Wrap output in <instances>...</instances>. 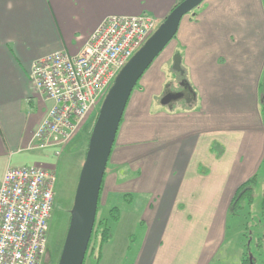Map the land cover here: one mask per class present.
<instances>
[{"label":"crops","instance_id":"crops-1","mask_svg":"<svg viewBox=\"0 0 264 264\" xmlns=\"http://www.w3.org/2000/svg\"><path fill=\"white\" fill-rule=\"evenodd\" d=\"M179 1L0 0V181L7 168L40 164L32 138L51 103L32 89L31 63L58 51L77 54L106 17L163 21ZM172 43L170 65L160 59L170 70L155 79L157 108L139 86L104 173L107 194L131 195L128 204L147 197L130 264H211L232 199L264 162V0H204L182 18ZM174 53L179 71L171 68ZM183 92L161 105L166 94Z\"/></svg>","mask_w":264,"mask_h":264},{"label":"built area","instance_id":"built-area-1","mask_svg":"<svg viewBox=\"0 0 264 264\" xmlns=\"http://www.w3.org/2000/svg\"><path fill=\"white\" fill-rule=\"evenodd\" d=\"M146 15L109 16L77 54L58 51L33 61L32 89L50 101L32 149L65 147L97 110L118 72L160 26ZM54 170L7 168L0 181V264H42L54 203Z\"/></svg>","mask_w":264,"mask_h":264},{"label":"rangeland","instance_id":"rangeland-1","mask_svg":"<svg viewBox=\"0 0 264 264\" xmlns=\"http://www.w3.org/2000/svg\"><path fill=\"white\" fill-rule=\"evenodd\" d=\"M162 22L160 21V23ZM172 42L173 39L137 82L127 105L138 101L135 91L142 85V88H145L144 100L147 99L150 104H153L157 108L155 104H159V99L155 95L157 84L155 83V79L158 73L167 74L164 68H167L170 64L166 59H168L167 56L170 55V52H173L175 49ZM161 58L162 60L165 58L164 60L168 63L164 68H162ZM167 69L170 70L169 67ZM100 106L101 104L87 118L85 124L74 138L60 150L59 156H55V152L58 150L56 148L37 150L34 155L39 157L40 164L37 165L35 164L37 162H33L28 165L29 167L37 165L45 169L54 170L55 175L54 203L47 237L48 252L42 264H57L58 262L68 228L79 173L85 159L88 142ZM146 123V127H150L146 131H148L149 135H152L155 122H153L152 118H149V121ZM262 123L264 127V122L262 121ZM37 157L35 158L36 161H38ZM262 164L257 172V179L252 184L251 196H246L240 202V209L235 215L228 214L225 236L221 248L211 264H238L237 262L240 260L245 246L249 247V253L252 254L255 261L254 264H264V210L262 205L264 198V162ZM151 165H153V159L151 160ZM107 170L106 174L108 176L111 167L108 168L107 166ZM107 176L103 177L101 184L96 221L107 218L109 210L114 207L119 209L120 218L117 223L111 226V237L113 236L114 242L110 243L107 249H103L105 254L101 264H130L134 258L135 248L137 245L139 246L143 237L142 232L146 227L144 224H140L137 218L142 214L147 197L133 196L132 202L128 204L122 200L121 196L107 194L105 181ZM141 216L140 218H143ZM96 246L97 238L95 236L89 248L90 253H88L83 264L95 263L96 251L92 253L91 249ZM127 246H130L129 249H126Z\"/></svg>","mask_w":264,"mask_h":264},{"label":"water","instance_id":"water-1","mask_svg":"<svg viewBox=\"0 0 264 264\" xmlns=\"http://www.w3.org/2000/svg\"><path fill=\"white\" fill-rule=\"evenodd\" d=\"M203 1L182 0L178 3L113 80L92 128L57 264H83L96 218L102 180L129 98L149 66L175 37L182 18ZM172 70H180L178 54L173 57ZM180 96H164L160 103L166 106ZM248 259L249 264H253L251 254Z\"/></svg>","mask_w":264,"mask_h":264},{"label":"trees","instance_id":"trees-1","mask_svg":"<svg viewBox=\"0 0 264 264\" xmlns=\"http://www.w3.org/2000/svg\"><path fill=\"white\" fill-rule=\"evenodd\" d=\"M259 90H261V94L264 95V77L261 79V81L259 83ZM259 112H260L261 119L264 122V97L262 99V104L259 107ZM255 180H256V176L249 179L245 183H243V185H241V187L238 189L237 193L235 194V196L232 199L231 204L229 206V213L230 214L235 215L237 213V211L240 209V207H239L240 202L243 201V199L246 196H249V197L251 196L252 184L255 182ZM263 197H264V195H263ZM121 198L125 203H129V201L131 200L130 199L131 195L126 194V195L121 196ZM262 205H263V210H264V198H263ZM119 218H120V211L117 207H114V208L109 210L107 218L100 219V221H96V218H95L92 234H91L88 246H87L84 261L86 260L88 253H90L89 248L92 244V241L94 240V237L96 236L97 246L92 248L91 252L94 253V251H96V258H95L94 264H99V262L101 260L102 249H103L104 245L107 242H109V240L111 239V234H112L111 226H112V224L117 223L119 221ZM47 252H48V248H47L46 253ZM249 252H250L249 247L245 246V250L242 254L240 264H249L248 257L251 254ZM45 256H44V258H45ZM252 258H253V256H252ZM254 263H255V261L253 259V264Z\"/></svg>","mask_w":264,"mask_h":264},{"label":"flooded vegetation","instance_id":"flooded-vegetation-1","mask_svg":"<svg viewBox=\"0 0 264 264\" xmlns=\"http://www.w3.org/2000/svg\"><path fill=\"white\" fill-rule=\"evenodd\" d=\"M167 95L175 96V95H178V94L177 93H175V94L168 93L165 96H167ZM180 95H181V97H183V96H186L187 94L183 92Z\"/></svg>","mask_w":264,"mask_h":264}]
</instances>
